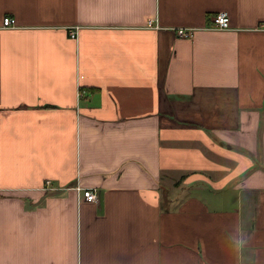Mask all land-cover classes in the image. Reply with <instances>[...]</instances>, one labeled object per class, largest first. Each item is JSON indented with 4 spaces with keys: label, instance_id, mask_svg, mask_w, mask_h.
Listing matches in <instances>:
<instances>
[{
    "label": "crops",
    "instance_id": "0c3cea01",
    "mask_svg": "<svg viewBox=\"0 0 264 264\" xmlns=\"http://www.w3.org/2000/svg\"><path fill=\"white\" fill-rule=\"evenodd\" d=\"M0 264H264V0H0Z\"/></svg>",
    "mask_w": 264,
    "mask_h": 264
},
{
    "label": "built area",
    "instance_id": "2783aa9c",
    "mask_svg": "<svg viewBox=\"0 0 264 264\" xmlns=\"http://www.w3.org/2000/svg\"><path fill=\"white\" fill-rule=\"evenodd\" d=\"M3 27L5 28H10L14 26V20L11 18H5L3 20ZM150 26V23H149ZM210 28L214 30H227L229 28V18L228 15L224 12L216 14L212 18V24ZM177 34L181 38H190L192 36L193 30L192 29H178L176 30ZM71 38L76 37V33L72 32L70 34ZM47 185H49V182H47ZM82 197L87 201V202H96L97 201V196L94 193V191L90 189H83L82 190Z\"/></svg>",
    "mask_w": 264,
    "mask_h": 264
}]
</instances>
